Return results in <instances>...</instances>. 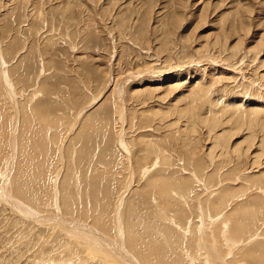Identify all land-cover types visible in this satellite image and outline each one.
Listing matches in <instances>:
<instances>
[{"label":"rangeland","instance_id":"374dc122","mask_svg":"<svg viewBox=\"0 0 264 264\" xmlns=\"http://www.w3.org/2000/svg\"><path fill=\"white\" fill-rule=\"evenodd\" d=\"M262 123L264 0H0V190L88 232L0 205V264H264Z\"/></svg>","mask_w":264,"mask_h":264},{"label":"bare ground","instance_id":"6f19581e","mask_svg":"<svg viewBox=\"0 0 264 264\" xmlns=\"http://www.w3.org/2000/svg\"><path fill=\"white\" fill-rule=\"evenodd\" d=\"M143 25V24H142ZM141 25V26H142ZM146 26V25H145ZM145 28V27H144ZM140 29H142V27L141 28H139V30ZM170 29V28H169ZM169 29H168V31H169ZM165 34V33H164ZM167 34V33H166ZM140 35H142V33L140 34ZM167 35H169V34H167ZM170 37H172V36H170ZM167 39H168V37H167ZM172 39H174L173 37H172ZM162 40V39H161ZM168 41V40H167ZM170 41V40H169ZM166 42V43H163V45L166 47V45L168 46V43H171V42ZM216 43V45H218V44H220L219 42H215ZM160 45H161V48L162 47H164V46H162V44L160 43ZM214 46V45H213ZM224 46V45H223ZM168 47H170V46H168ZM167 48V47H166ZM166 48H164V49H166ZM168 49V48H167ZM236 49V48H235ZM4 57V56H3ZM21 57V56H20ZM20 57H18V58H20ZM27 57V56H26ZM5 60V59H4ZM6 62V61H5ZM8 63V62H7ZM5 65H6V63H5ZM4 65V66H5ZM3 67V66H2ZM9 67V66H8ZM8 76H10V75H8ZM5 77V76H4ZM227 78V77H226ZM230 78V77H229ZM10 79V78H9ZM224 79V78H223ZM228 79V78H227ZM230 80V79H229ZM13 81V80H12ZM9 82H11V81H9ZM8 82V83H9ZM11 85H12V83H10ZM10 86V85H9ZM170 88V87H169ZM171 89V88H170ZM116 91V90H115ZM118 91V90H117ZM132 91V90H131ZM143 92H150L149 90H144ZM38 92H35L33 95L35 96L36 94H37ZM137 92H135V94H136ZM13 94H14V92H13ZM38 95V94H37ZM36 95V96H37ZM14 96V95H13ZM206 96V95H205ZM123 103V102H122ZM192 103V101H190L189 102V104H191ZM188 108V110L189 109H191V107H187ZM186 108V109H187ZM242 113V112H241ZM87 114V113H86ZM242 116H243V114H241ZM44 116V115H43ZM20 117H21V115H20ZM16 118V117H15ZM252 119V118H251ZM16 120V119H15ZM213 120H217V119H208L206 122L208 123V126H210V127H214L216 124H215V122L216 121H214V123H212V121ZM205 122V121H204ZM256 122H258V119H253V120H251V121H249V123H250V125H252L253 123H255L256 124ZM217 123V122H216ZM221 124V123H220ZM263 125H264V123H262ZM217 126H218V124H217ZM19 127H20V125H19ZM18 127V128H19ZM261 127V126H260ZM14 128H15V124H14ZM48 129H50V127H48L47 128V130ZM216 129V128H215ZM14 132H16V128L13 130ZM12 133V132H11ZM215 137H216V139H221V135L220 134H217V135H215ZM15 138V137H14ZM19 138V137H18ZM124 138V137H123ZM122 138V139H123ZM15 140V139H14ZM66 140H67V138H66ZM16 141H18L19 142V140H16ZM121 141V140H120ZM119 141V142H120ZM125 142V141H124ZM124 142H122V143H124ZM124 145V144H123ZM120 147H121V145H120ZM125 147H126V145H125ZM128 147V146H127ZM13 148V147H12ZM125 150V149H124ZM14 151V150H13ZM9 154V153H8ZM241 154V153H240ZM18 155V154H17ZM61 155V154H60ZM9 156V155H8ZM157 156V155H156ZM18 157V156H17ZM14 158V157H13ZM13 158H12V160H13ZM156 158V157H155ZM62 159V158H61ZM157 159V158H156ZM9 160H10V158H9ZM11 161V160H10ZM1 162V161H0ZM2 162H4V161H2ZM9 162H7L6 163V165L8 164ZM10 163H12V162H10ZM157 162H155L154 163V161H153V164H152V166H145V168H143L144 170H143V177H145L146 175H149L150 174V172H151V170L150 169H154V168H158V166H157ZM5 165V166H6ZM9 165H11V164H8L6 167H4L5 168V170H4V168H3V170H4V175L3 176H5L6 177V175H8V170H9V172L11 171L10 169H9V167H11V169L12 168H14L13 166H9ZM17 165V164H16ZM15 165V166H16ZM9 166V167H8ZM2 170V171H3ZM13 170H15V169H12V172H13ZM16 171V170H15ZM1 172V171H0ZM11 172V173H12ZM11 173H9L10 175H11ZM16 173V172H15ZM58 173V172H57ZM9 176V175H8ZM15 176V175H14ZM75 176V175H74ZM2 177V176H1ZM0 177V178H1ZM10 177V176H9ZM8 177V178H9ZM12 177H13V175H12ZM16 177V176H15ZM69 177H67L66 179H68ZM76 177H74V179H75ZM13 179H14V177H13ZM72 179V178H71ZM71 179H70V181H71ZM74 179H73V181H74ZM8 180V179H7ZM6 180V182H4L5 183V185L7 186V184L9 183V181H10V179L7 181ZM14 180H16V179H14ZM4 181V180H3ZM18 181H19V179H18ZM18 181H16L14 184H15V189H13L14 190V192H15V196L17 197V196H20L19 198H21V200H22V197H25L26 195L25 194H23L24 192L22 191V186L20 187V183L18 182ZM64 182H65V180H63ZM8 182V183H7ZM11 182V181H10ZM69 182V181H68ZM7 183V184H6ZM62 183V182H61ZM66 184H67V181L65 182ZM74 183V182H73ZM78 183V182H77ZM80 183V182H79ZM78 183V184H79ZM13 184V185H14ZM63 184V183H62ZM67 185H70V184H67ZM74 185H76V184H74ZM4 186V185H3ZM58 186V185H57ZM65 186V185H64ZM63 185H62V187L61 188H63L64 187ZM80 186V185H79ZM162 186V185H161ZM1 187H2V185H1ZM24 187V186H23ZM60 187V186H59ZM69 187V186H68ZM74 187V186H73ZM158 187V186H157ZM11 188V187H10ZM12 188H14L13 186H12ZM65 188L67 189V186H65L64 188H63V191L67 194V196L69 195H71V194H69L68 192H66L65 191ZM133 188V187H132ZM163 188V187H162ZM161 188V189H162ZM1 189V188H0ZM4 188L2 187V190H0V191H2V192H4V196H3V194L2 193H0V205H1V208H3V209H1V213L3 214V213H8L11 217V219L14 221V223H12L13 225L15 224V223H21V225H24V224H26V226H27V230L29 229H34V226H33V224H36V225H42V226H45L44 228L45 229H48L49 230V232H52V233H50V234H52V235H58L57 234V232H60V233H62V234H64L66 237L68 236V238H66L67 240V242H75L76 241V239H74L75 237H74V235L77 237V235H86V234H84V233H88V232H84V227L82 226V225H79V226H81L79 229H76V228H74V226H75V224L73 223V222H70L69 220L68 221H66V220H63L62 218H60V217H57V216H50V215H45V216H39V215H35L34 214V212H30V211H28L27 209H23V208H20V207H18V204H16L15 202H14V200H12V199H10V198H8V193L6 194V192H5V190L6 189H4ZM70 189V188H69ZM73 189V188H72ZM71 189V190H72ZM76 189V188H75ZM75 189H74V191H75ZM157 189V188H156ZM8 190H9V188H8ZM12 190V191H13ZM157 190H159V189H157ZM59 191V190H58ZM58 191H57V193H58ZM73 191V192H74ZM161 191V190H160ZM160 191H159V193H160ZM9 192H11V191H9ZM13 192V193H14ZM61 192V191H60ZM82 192V191H81ZM262 192V191H261ZM64 193V194H65ZM70 193H72V191L70 192ZM159 193H158V195H159ZM59 194V193H58ZM162 194V193H161ZM61 195V194H60ZM12 196V195H11ZM66 195H64V197H65ZM66 196V197H67ZM73 196V195H72ZM120 196V195H119ZM160 196V195H159ZM162 196V195H161ZM165 196V195H164ZM13 197V196H12ZM11 197V198H12ZM61 197V196H60ZM79 197V196H78ZM17 199V198H16ZM25 199H26V197H25ZM66 200H65V202L66 203H68V201L70 200V198H69V200L67 201V199L68 198H65ZM72 199V198H71ZM164 199V198H163ZM220 199V198H219ZM20 200V201H21ZM165 200V199H164ZM16 201V200H15ZM18 201V200H17ZM23 201V200H22ZM60 201H61V199H60ZM122 201V200H121ZM161 202V201H160ZM23 203V202H22ZM25 203H28V202H25ZM57 203V202H56ZM65 203V205H67ZM72 202H70L69 203V205L71 206V205H73V203L71 204ZM30 204V203H29ZM122 204V203H121ZM160 204V203H159ZM25 205V204H24ZM57 205V208H59L60 206L58 205V204H56ZM117 205V204H116ZM116 205H114V206H116ZM125 205V204H124ZM7 206H9V207H7ZM33 206V205H32ZM68 206V205H67ZM69 206V207H70ZM159 206H161V205H159ZM28 207H30V206H28ZM27 207V208H28ZM35 207V206H34ZM34 207H33V210H34ZM55 207V206H54ZM200 207V206H199ZM9 208V209H8ZM51 208V207H50ZM68 208V207H67ZM12 210L13 212H11V213H9V211L8 210ZM29 209H31V207L29 208ZM54 209V208H53ZM62 209V208H61ZM71 209V208H70ZM120 209V208H119ZM36 210V209H35ZM58 210V209H57ZM6 211H8V212H6ZM54 211V210H53ZM53 211H52V213H53ZM35 212H37V211H35ZM59 212H62V211H59ZM13 213V214H12ZM6 214H4V215H6ZM6 215L5 216V218L6 219H8L9 218V215ZM37 214V213H36ZM116 215H118V214H116ZM202 215V214H201ZM200 215V216H201ZM30 217H32V218H30ZM217 217V216H216ZM119 218V217H118ZM215 218V217H214ZM213 217H211L210 216V221L209 222H214L215 220H213L212 221V219H214ZM224 221H223V231L225 230V229H227L228 228V226L230 225V222H228V221H226V217L224 216ZM11 219H10V222H11ZM29 219V220H28ZM173 219V218H172ZM200 219V218H199ZM30 220H32V221H30ZM119 220V219H118ZM170 220V219H169ZM12 221V222H13ZM27 221V222H26ZM75 221V220H74ZM118 222V221H117ZM116 222V223H117ZM80 223V222H79ZM221 224V223H220ZM13 225H11V226H13ZM209 225V224H208ZM19 226H20V224H19ZM222 226V225H221ZM40 228V227H39ZM115 228V227H114ZM122 229V225L120 224L119 225V227H118V229ZM177 228V227H176ZM41 229V228H40ZM119 229V230H120ZM222 229V228H221ZM93 230V229H92ZM116 230H117V227H116ZM119 230H118V234H120V235H122L120 232H119ZM203 230V229H202ZM229 230V229H228ZM89 231V233L90 234H88V235H94L93 237L94 238H97V242H96V245L95 246H97V245H99V246H101L102 247V249H103V247H106V246H110V245H112L113 243L112 242H110V241H108L107 239H104V238H102L100 235H97L96 233H93L94 231H90V230H88ZM97 231H100V230H97ZM183 231V230H182ZM186 231V230H185ZM188 231V230H187ZM103 232V231H102ZM117 232V231H116ZM36 233L38 234V235H40L41 234V231H38V229L36 230ZM201 233V232H200ZM202 233H204L203 231H202ZM98 234H99V232H98ZM51 235V236H52ZM70 235L71 236H73L72 238L70 237ZM202 235V234H201ZM222 237H223V234L221 235ZM227 236V238H222V240H225L224 242L225 243H227V248L230 250V251H232L233 249H237L236 247H240V248H244V247H247V245L246 244H244V245H242L241 246V244L242 243H240L241 241H233V240H231L230 238H228V235H226ZM53 237V236H52ZM52 237H50V238H52ZM86 237V236H85ZM203 237V236H202ZM258 237H259V235H258ZM55 238V237H54ZM87 238H89V237H87ZM87 238L86 239H84L85 241H87V243H89V244H91V241L90 240H87ZM111 238V237H110ZM115 238V237H114ZM113 238V239H114ZM118 238V237H117ZM122 238V237H121ZM254 238V237H253ZM252 238V239H253ZM59 239V238H58ZM92 241L94 240L95 241V239H92V238H90ZM201 239V238H200ZM203 239V238H202ZM63 240V239H62ZM61 240V241H62ZM78 240H80V239H77V241ZM120 236H119V239L117 240V241H119V243H121L120 242ZM122 240H124V239H122ZM255 240V239H254ZM54 241V240H53ZM52 241V242H53ZM58 240H56L55 242H57ZM60 241V242H61ZM76 241V242H77ZM203 241H205V240H203ZM75 242V243H76ZM80 242H81V240H80ZM223 242V243H224ZM249 242H250V239H249ZM248 242V243H249ZM253 242V241H252ZM78 243V242H77ZM95 243V242H94ZM116 243V242H115ZM114 243V244H115ZM118 243V244H119ZM243 243H245V240L243 241ZM247 243V242H246ZM54 244V243H53ZM76 245H78V244H76ZM81 245H82V243H81ZM84 246H85V248H86V250L87 251H90L89 252V255H93V253L94 252H91V249H92V251L95 249V251L97 250V252L98 251H100L99 249H97L98 248V246L96 247V248H94V246L93 247H91V246H89L88 244H86V243H84L83 244ZM120 245V244H119ZM121 245H123V242H122V244ZM226 245V244H225ZM239 245V246H238ZM52 246V245H51ZM80 246V245H79ZM115 246H116V244H115ZM72 247V246H71ZM100 247V248H101ZM112 247H114V245L112 246ZM117 247V246H116ZM122 247V246H121ZM124 248V247H123ZM75 249V248H74ZM84 249V248H83ZM122 249V248H121ZM121 249H119V250H121ZM110 250V249H109ZM117 249L114 247L113 249H112V252H113V256L111 255V254H109V255H111V259L112 260H110V258H109V260H103V262L105 261L107 264H136L132 259L133 258H130V257H127V256H124L121 252H117L116 251ZM126 250V249H125ZM212 250V249H211ZM234 250V251H235ZM40 251H42L41 252V254H40V256H42V255H44V253L46 252L45 251V248H44V246H42L41 247V249H40ZM215 251V250H214ZM102 252V251H101ZM129 252V251H128ZM133 252V251H132ZM233 252V251H232ZM124 253H126V252H124ZM188 253V252H187ZM231 253V252H230ZM95 254V253H94ZM127 254V253H126ZM132 254V253H131ZM130 254V255H131ZM229 254V253H228ZM114 255H116L117 257H119V261H114L115 260V258H117V257H114ZM129 255V254H128ZM156 255V254H155ZM105 256V255H104ZM106 256H107V254H106ZM185 256V255H184ZM188 256V255H187ZM228 256V255H227ZM108 257V256H107ZM106 258V257H105ZM187 258V257H186ZM192 258V257H191ZM61 259V258H60ZM103 259V258H102ZM118 259V258H117ZM155 259V258H154ZM194 260V259H193ZM192 260V261H193ZM250 262L251 261H253L254 259H253V256L252 257H250ZM66 261V260H65ZM177 261V260H176ZM191 261V260H190ZM189 261V262H190ZM255 261H259V260H257L256 258H255ZM3 262V261H2ZM49 262V261H48ZM52 262H54V261H52ZM60 262V261H59ZM61 262H62V260H61ZM55 263V262H54ZM240 263H241V261H240ZM243 263V262H242ZM245 263V262H244ZM62 264V263H61ZM63 264H64V262H63ZM67 264V263H66ZM92 264V263H91ZM187 264V263H186ZM238 264H239V262H238ZM246 264V263H245ZM251 264V263H250ZM253 264V263H252ZM259 264V263H258Z\"/></svg>","mask_w":264,"mask_h":264}]
</instances>
